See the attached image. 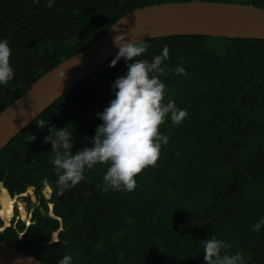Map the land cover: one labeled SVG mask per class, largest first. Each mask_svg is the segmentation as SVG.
<instances>
[{
	"label": "trees",
	"instance_id": "trees-1",
	"mask_svg": "<svg viewBox=\"0 0 264 264\" xmlns=\"http://www.w3.org/2000/svg\"><path fill=\"white\" fill-rule=\"evenodd\" d=\"M186 1L56 0L48 8L46 0H0V39L9 41L14 70L13 80L0 86V113L126 14ZM206 1L264 8V0ZM142 44L147 51L137 59L149 61L168 46L162 103L171 100L188 113L179 126L167 118L159 126L168 143L156 165L134 177L132 192L105 190L106 164L86 170L74 187L55 188L47 127L68 126L73 153L91 147L101 123L96 114L114 98L111 85L126 72L123 59L109 67L115 55L0 152V183L7 190L0 194L14 198L33 187L39 197L31 225L12 222L0 241L43 264H58L64 255L73 264H204L201 241L215 236L229 245L222 255L239 252L244 264H264V225L253 231L264 219V41L188 36ZM178 65L185 75L175 73ZM41 120L47 121L43 129ZM45 186L52 191L49 200L41 194ZM50 203L55 218L48 216ZM59 229L58 241L47 244Z\"/></svg>",
	"mask_w": 264,
	"mask_h": 264
},
{
	"label": "clouds",
	"instance_id": "clouds-1",
	"mask_svg": "<svg viewBox=\"0 0 264 264\" xmlns=\"http://www.w3.org/2000/svg\"><path fill=\"white\" fill-rule=\"evenodd\" d=\"M39 2L40 0H33V3ZM55 3L56 0H46L45 6L52 8ZM112 43L118 52L109 67H115L116 63L123 59L126 72L116 78L111 85L110 91L114 98L108 102L103 111L96 114V118L101 123L94 130V136L90 140L91 147H84L73 153L75 140L73 132L67 130L68 126L60 129L54 126L47 127L48 135L44 137V143L49 144L51 152L54 153L50 163L54 166L58 177L55 188L60 192L77 185L84 179V172L92 170L97 164L107 165L103 175L105 190L134 191L136 188L134 177L143 169L154 167L159 159L162 145L168 143V137L159 132V126L165 122V118L174 126H179L188 115L186 110L179 109L171 100L167 104L162 103L166 86L160 76L165 74L167 67L165 61L169 59L167 45L149 61L137 59L146 53V44L125 42L124 35L114 36ZM11 54L9 41L0 39V86L8 84L14 78V70L10 64ZM174 71L178 75L186 74L185 68L180 65ZM37 126L43 129L47 126V121L41 120ZM34 139L35 137L31 136L30 142ZM44 183L47 184V181ZM0 186L3 187V184L0 183ZM45 187L51 191L48 186ZM48 205H52L53 209V204ZM16 208L13 207L9 227L12 222L15 225L20 221ZM52 209L50 217L55 218ZM262 225L264 219L253 226V231H259ZM4 229L0 226V232ZM60 231L54 232L57 233V241ZM22 235L23 233H19L20 237ZM50 241L51 238L47 244ZM52 241L51 244L57 242L53 239ZM201 243L204 264H244L239 252L235 255H222V249L229 245L215 236L202 240ZM58 264H73V258L71 255H64L58 260Z\"/></svg>",
	"mask_w": 264,
	"mask_h": 264
},
{
	"label": "water",
	"instance_id": "water-1",
	"mask_svg": "<svg viewBox=\"0 0 264 264\" xmlns=\"http://www.w3.org/2000/svg\"><path fill=\"white\" fill-rule=\"evenodd\" d=\"M125 42L169 37H211L264 41V8L252 4L189 0L145 6L126 14L89 47L63 60L0 113V152L44 111L86 80L118 52L113 37ZM64 75V76H63ZM53 241L49 242L51 244ZM0 264H43L0 241Z\"/></svg>",
	"mask_w": 264,
	"mask_h": 264
},
{
	"label": "rangeland",
	"instance_id": "rangeland-1",
	"mask_svg": "<svg viewBox=\"0 0 264 264\" xmlns=\"http://www.w3.org/2000/svg\"><path fill=\"white\" fill-rule=\"evenodd\" d=\"M3 194H5V193H2L1 195H3ZM42 195H43L44 199L48 200V199H50L51 191L48 190L47 187H45L42 190ZM14 198H17V200L22 204V206H23L22 208H24L25 215H21L18 207L15 206V205H10L9 208L12 211V214H13V207H17L16 208V214H17L18 218L20 219V221H22L24 223V226L27 227L31 223V215H32L31 211L39 206L38 193L33 188H27V190L23 193V195H21L19 197L17 195V196H14ZM0 207H1V203H0ZM47 209H48V216H50L51 215L50 211L52 209V205H48ZM40 210H41V208H40ZM42 215H44V214H42ZM15 220H17V219H15ZM2 222H3L2 228L9 227V225H8V224H10L9 221L7 222V224H5L4 220L2 219ZM59 230H61V229H59ZM56 235H57V233H54L52 235L51 239H53L54 241H57Z\"/></svg>",
	"mask_w": 264,
	"mask_h": 264
},
{
	"label": "bare ground",
	"instance_id": "bare-ground-1",
	"mask_svg": "<svg viewBox=\"0 0 264 264\" xmlns=\"http://www.w3.org/2000/svg\"><path fill=\"white\" fill-rule=\"evenodd\" d=\"M0 188H3L0 186ZM49 190V189H48ZM5 194L0 196V217L4 220L5 224H7L8 221H10V218L12 217V211L10 210V205H15L18 207L21 215H25L24 208H22V204L17 200V198H10L9 195L4 192Z\"/></svg>",
	"mask_w": 264,
	"mask_h": 264
},
{
	"label": "flooded vegetation",
	"instance_id": "flooded-vegetation-1",
	"mask_svg": "<svg viewBox=\"0 0 264 264\" xmlns=\"http://www.w3.org/2000/svg\"><path fill=\"white\" fill-rule=\"evenodd\" d=\"M21 196L20 194H18V197Z\"/></svg>",
	"mask_w": 264,
	"mask_h": 264
}]
</instances>
